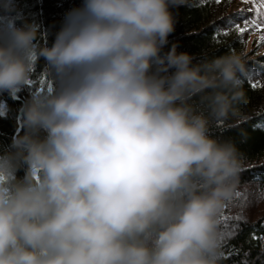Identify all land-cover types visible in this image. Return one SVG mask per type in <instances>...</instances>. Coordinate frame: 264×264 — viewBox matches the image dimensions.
Returning a JSON list of instances; mask_svg holds the SVG:
<instances>
[{"label":"clouds","instance_id":"clouds-1","mask_svg":"<svg viewBox=\"0 0 264 264\" xmlns=\"http://www.w3.org/2000/svg\"><path fill=\"white\" fill-rule=\"evenodd\" d=\"M186 3L83 0L49 46L0 0V93H19L40 59L53 81L33 87L0 154V264H221L245 159L210 128L247 105L250 69L231 50L161 54L169 9Z\"/></svg>","mask_w":264,"mask_h":264},{"label":"trees","instance_id":"trees-1","mask_svg":"<svg viewBox=\"0 0 264 264\" xmlns=\"http://www.w3.org/2000/svg\"><path fill=\"white\" fill-rule=\"evenodd\" d=\"M83 0H14L15 11L10 19L17 26L35 23L39 26L37 39L52 44L62 26L65 14L82 5ZM214 0H187L186 4L172 6L174 31L161 54L173 45L176 51L186 52L193 63L227 53H243L252 71L264 72V54L252 50L246 54L244 41L233 23L214 22ZM3 16V13H0ZM40 59L36 76L19 93L10 96L0 93V154L11 150L13 139L23 134V105L35 86L51 90L53 81L43 70ZM248 103L239 107V115L230 118L229 126H212L210 134L220 141L231 140L242 153L245 167L240 174V187L234 202L222 216L223 244L221 264H264V87L249 76L243 84ZM193 103L199 109L198 98ZM43 132L40 133L42 137ZM23 169L17 176H23Z\"/></svg>","mask_w":264,"mask_h":264},{"label":"rangeland","instance_id":"rangeland-1","mask_svg":"<svg viewBox=\"0 0 264 264\" xmlns=\"http://www.w3.org/2000/svg\"><path fill=\"white\" fill-rule=\"evenodd\" d=\"M213 6L214 22L218 25L233 23L240 27H246V31L240 33L246 48V54L251 50L257 55L264 54V41L260 36L264 35V27L259 29L253 27V22L264 23V8L261 7V0H220L219 3L214 0ZM247 21V25L245 24ZM254 83L264 87V72L252 71L250 75Z\"/></svg>","mask_w":264,"mask_h":264},{"label":"snow or ice","instance_id":"snow-or-ice-1","mask_svg":"<svg viewBox=\"0 0 264 264\" xmlns=\"http://www.w3.org/2000/svg\"><path fill=\"white\" fill-rule=\"evenodd\" d=\"M216 2L219 3L220 0H216ZM246 2H247V0H246ZM261 7L264 8V0H261ZM260 14L264 15V12H262ZM245 24L247 25V21H245ZM235 27L240 33H243L246 31V27H240L239 25H235ZM253 27L259 29L261 27H264V23L253 22ZM260 40L264 41V35L260 36Z\"/></svg>","mask_w":264,"mask_h":264}]
</instances>
